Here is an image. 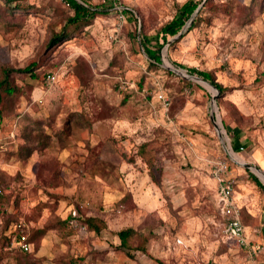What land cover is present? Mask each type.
<instances>
[{
    "label": "rangeland",
    "instance_id": "1",
    "mask_svg": "<svg viewBox=\"0 0 264 264\" xmlns=\"http://www.w3.org/2000/svg\"><path fill=\"white\" fill-rule=\"evenodd\" d=\"M86 1L106 11L47 47L71 14L67 3L13 0L27 11L12 14L0 0V65L36 60L55 74L52 83L16 75L33 88L0 121V264H250L255 255L224 239L231 213L219 204L215 171L218 161L228 164L231 202L261 243L264 193L249 174L264 185V169L241 161L264 162V0H212L218 9L204 13L209 22L163 46L174 70L152 64L138 33L154 36L180 0H119L134 21L109 0ZM192 67L211 72L225 92ZM15 113L45 118L53 137L62 132L68 159H58L59 147L25 157ZM234 132L246 150L229 149ZM73 210L79 222L96 217L104 226L71 225ZM7 217L5 233L24 223L33 251L5 246ZM127 227L150 232L144 251L119 246L117 231ZM44 238L51 248L39 256Z\"/></svg>",
    "mask_w": 264,
    "mask_h": 264
},
{
    "label": "trees",
    "instance_id": "2",
    "mask_svg": "<svg viewBox=\"0 0 264 264\" xmlns=\"http://www.w3.org/2000/svg\"><path fill=\"white\" fill-rule=\"evenodd\" d=\"M4 1L6 3V9L9 10L12 14L21 12L23 10L27 11L26 8H20L19 3H15V5L11 7L8 2L13 0ZM64 1L67 3L68 8L71 10V14L65 17L60 29L58 31H54L51 34L46 44L47 47L59 44L69 37L73 36L75 32L90 24L96 15L104 13L106 11L105 9H100L89 4L84 5L77 0ZM199 3L200 0H185L183 3L177 5L175 14L158 28L154 36H148L145 34H141L140 32L138 33L140 45L142 46L144 53L152 62V64L156 65L158 63H161V50L167 43L168 38L176 35L187 24L189 19L192 18L190 24L187 25L186 30H190L196 27L201 22H209L208 20L210 19L211 15L205 17L206 15H204V13L209 11L214 12L218 9L216 4L213 3L212 0H206L204 1L203 6L199 8L197 13L192 16ZM123 11L124 13L128 14V20L134 21L135 18L133 17V13L130 10L123 9ZM3 23H5V26H7L8 28L11 26V24L6 23V21H4ZM164 59L166 60L167 65H170L169 61L165 57ZM187 70L190 73H196L203 80L210 82L218 89L220 95L225 92L226 87L217 82L211 72L195 69L193 67L187 68ZM168 72L172 73L170 71ZM49 73L50 72L46 71L45 68H42L39 61L36 60L17 68L10 67L7 64L0 65V121L2 120L3 116L16 112L19 104V96L24 94L25 90L30 92L33 88V85L27 83L26 81L22 82V84H19L17 82L18 78L16 79V75H21L22 77L27 75L32 79L37 80L38 82H42L44 81L45 76ZM15 114L19 117V121H16L15 123V128H19L20 130L18 138L23 143L22 146L24 148L25 157H29L34 152L45 154L51 148H62L65 145L64 143H62L65 138L63 137L65 135L61 136L62 132L56 133L57 135L53 137V135L49 134L45 130V126L51 127L50 123H47L45 118L32 119L26 116L22 117V115H18V113ZM65 124H68V121ZM144 147L145 144L143 145V148L141 146L139 147V153H141L143 156ZM232 148L234 151H238L241 148L239 139L237 137H235V140L232 142ZM148 163L151 164L152 161L148 160ZM249 175L251 179L256 183V185L260 186L264 190L263 185L257 179V177L253 173H250ZM0 187L2 186L0 185ZM3 194L4 191H2V193L0 194V199L5 200L6 197H3ZM10 221V217L4 218V223L1 231V237L3 238L4 243L8 241V237H6L5 232L8 229ZM83 222L86 223L87 227L94 231H99L101 227L104 226V222L96 217L83 218ZM149 233V231L148 233L139 232L132 227L120 229L119 231H117V236L119 237L120 241L119 246L128 250L138 249L144 251L145 242L148 238Z\"/></svg>",
    "mask_w": 264,
    "mask_h": 264
},
{
    "label": "built area",
    "instance_id": "3",
    "mask_svg": "<svg viewBox=\"0 0 264 264\" xmlns=\"http://www.w3.org/2000/svg\"><path fill=\"white\" fill-rule=\"evenodd\" d=\"M78 2L87 5L86 0H77ZM114 1V8L118 10L120 13V18H123V9L121 5H118L117 0ZM46 83H52L55 80V74L49 73L46 75ZM41 100H39L40 102ZM164 103L167 104L165 99H163ZM216 167V180H217V195L218 201L223 210H230L231 215L226 217V221L223 224L222 232L224 239L226 241L234 242L236 245L245 249L248 256L252 257L256 253L261 251V247L259 245L252 246L250 240L248 239L245 226L242 223L238 211L236 207L231 202V197L233 193L234 180L227 175L228 164L224 161H218ZM3 188L0 187V194L2 193ZM72 216L69 219V223L73 226H78L80 229L85 230V225L82 222L77 220L76 211H72ZM25 224L18 223L15 224L13 230L10 232V242L9 248H14L20 250L22 252H30L31 244L28 240V234L24 230Z\"/></svg>",
    "mask_w": 264,
    "mask_h": 264
},
{
    "label": "crops",
    "instance_id": "4",
    "mask_svg": "<svg viewBox=\"0 0 264 264\" xmlns=\"http://www.w3.org/2000/svg\"><path fill=\"white\" fill-rule=\"evenodd\" d=\"M109 1H111V4H113L114 3V1H112V0H109ZM185 0H180L179 2H180V4L181 3H183ZM117 2H119V0H117ZM121 7H122V9H125V5H121ZM216 119H217V117H216ZM13 134H11V136H12ZM235 137H237L238 138V136H237V133L235 134V132H234V138H233V141L235 140ZM232 141V142H233ZM240 142V141H239ZM240 145H241V148H240V150H246V147L244 146V144L243 143H241L240 142ZM228 147H229V149L231 150V148H232V143L230 144H228ZM63 148V149H62ZM59 151V156H58V159L60 160V161H65L66 159H68V143H66L63 147H62ZM233 149V148H232ZM240 150H238V152L240 151ZM237 152V151H236ZM34 153H36V152H34ZM33 153V154H34ZM32 154V155H33ZM256 159V161H257V163H251V164H253L254 165V167H255V169L257 168V166L261 169V170H263L264 169V162L263 161H261L260 159V156H258V157H256L255 158ZM261 162H260V161ZM242 163L241 164H243V163H248V162H245V161H241ZM244 166V165H243ZM245 167V166H244ZM247 168V167H246ZM257 170V169H256ZM250 176V175H249ZM250 179H251V177H250ZM258 179V178H257ZM252 180V179H251ZM253 181V180H252ZM254 182V181H253ZM254 184L256 185V183L254 182ZM262 184V183H261ZM263 185V184H262ZM257 187H259L260 188V190L264 193V190L260 187V186H258V185H256ZM263 187H264V185H263ZM264 195V194H263ZM243 197L244 196H242V199H243ZM244 199L246 200L247 198L246 197H244ZM263 202H264V197H263ZM245 226V232H246V235H247V237H248V239L250 240V243H251V245L252 246H255V245H259L260 247H261V251L260 252H258V253H256L255 254V257L254 258H251L250 260H249V262H250V264H264V235H263V239H262V242L260 243V242H258V244H254V242H253V240L254 239H252V238H250V235H249V233H248V231H247V229L249 228L248 226H246V225H244ZM247 228V229H246ZM263 229H264V227H263ZM12 231V229H10L9 228V230L7 231V233H5V235H6V237H8V241L5 243V246L9 249V250H12V248H9V242H10V232ZM28 240H29V242H30V244H31V251H33V242L29 239V236H28ZM49 244H50V242L47 240V238H44L43 240H41V243H40V245H39V253H37L39 256H42V255H44V254H46V251H47V247L48 248H51L50 246H49ZM14 250H16V249H14ZM30 251V252H31Z\"/></svg>",
    "mask_w": 264,
    "mask_h": 264
},
{
    "label": "water",
    "instance_id": "5",
    "mask_svg": "<svg viewBox=\"0 0 264 264\" xmlns=\"http://www.w3.org/2000/svg\"><path fill=\"white\" fill-rule=\"evenodd\" d=\"M203 2H204V0L201 1V3L198 4V6H197L196 9L194 10L192 16H194V15L197 13V11L199 10V8L202 6ZM191 20H192V18L189 19V21L187 22V24H186V25H185V26H184V27H183V28H182V29H181L176 35H174L173 38H175V39L178 38V37L182 34V32L185 31V30L187 29V25L190 24ZM167 43H168V41H167ZM165 49H166V48H162V50H161V62H162L163 65L166 66L167 68L174 70V68H173L172 66H170V65H166V64H165V61H164ZM181 70H183V69H181ZM210 85H211L212 87L215 88L216 92H218V89H217L215 86H213L211 83H210ZM216 94H217V93H216ZM216 94L212 97L213 105H214V106H215L214 101H215V96H216ZM215 108H216V106H215ZM211 119L214 121L215 126L219 129V125H218V123L215 121V120H216V116H214V114H211ZM243 165H244L245 167L249 168V169H255L254 165L251 164V163H243Z\"/></svg>",
    "mask_w": 264,
    "mask_h": 264
},
{
    "label": "bare ground",
    "instance_id": "6",
    "mask_svg": "<svg viewBox=\"0 0 264 264\" xmlns=\"http://www.w3.org/2000/svg\"><path fill=\"white\" fill-rule=\"evenodd\" d=\"M234 158V157H233ZM258 174L260 175V177L262 178V180L264 181V174L261 171H258Z\"/></svg>",
    "mask_w": 264,
    "mask_h": 264
}]
</instances>
